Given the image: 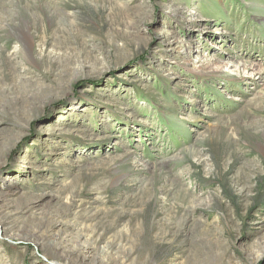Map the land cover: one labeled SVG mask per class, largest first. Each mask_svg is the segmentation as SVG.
I'll return each mask as SVG.
<instances>
[{
    "label": "rangeland",
    "instance_id": "rangeland-1",
    "mask_svg": "<svg viewBox=\"0 0 264 264\" xmlns=\"http://www.w3.org/2000/svg\"><path fill=\"white\" fill-rule=\"evenodd\" d=\"M17 75L0 264H264V0H0Z\"/></svg>",
    "mask_w": 264,
    "mask_h": 264
},
{
    "label": "bare ground",
    "instance_id": "bare-ground-1",
    "mask_svg": "<svg viewBox=\"0 0 264 264\" xmlns=\"http://www.w3.org/2000/svg\"><path fill=\"white\" fill-rule=\"evenodd\" d=\"M87 2V1H86ZM76 15V14H75ZM73 16V15H72ZM74 17V16H73ZM68 18V17H67ZM37 19V18H36ZM38 21V20H35ZM50 30V29H49ZM44 32V31H43ZM32 34V33H31ZM29 33L28 30H18L17 35L15 37V41L17 43V48L19 51V53L22 55V57L24 58V60L37 67L38 66V61H42V60H46L47 62H49V65L56 62L55 59H57L58 57V61L62 60L64 58H67L68 56H66L65 54L61 53V49L57 48V47H53V45L51 47H48L49 49L46 50H38L35 51V49L33 48V40H32V36ZM66 43V42H65ZM42 45V44H41ZM45 45H43L44 47ZM73 47V46H72ZM16 48V49H17ZM52 48V49H51ZM43 62V61H42ZM40 63V62H39ZM76 63V62H75ZM48 66V65H47ZM29 67V66H28ZM31 67V66H30ZM29 67V68H30ZM50 67V66H49ZM66 67V66H65ZM244 67V66H243ZM246 67V66H245ZM63 68V67H62ZM61 68V69H62ZM25 69H27L25 67ZM22 70V69H21ZM25 75L27 74V71H24ZM24 76V75H23ZM29 76V75H28ZM26 76V77H28ZM26 80L25 77H22L19 75H17L14 79H12L8 84H3V86L0 87V105L4 110H12L15 112H19L18 108H16V105L18 103H20L21 105H27V106H32L35 105L34 102H32V98L34 97L35 94H28L27 92L22 94H16V91L20 90V88H17L18 85H23L22 83H24ZM8 82V81H7ZM6 82V83H7ZM1 85V84H0ZM16 88V89H15ZM106 95V94H105ZM146 101V100H145ZM100 102V101H99ZM38 104V103H37ZM100 109V108H99ZM24 124V122H23ZM17 127H21L19 121L16 122L15 124ZM24 127V126H23ZM245 127V126H244ZM173 136V135H172ZM10 194L9 192H4L0 194V201L3 200V198L6 197V195ZM28 209L29 206H27ZM27 208H24L25 210H27ZM44 219H47V216L43 217ZM40 231V232H39ZM51 231V227L49 226H42L40 230H38V233H41L43 236H47L49 234V232ZM120 241V240H119ZM109 248V247H108ZM149 256V255H148ZM147 256V257H148ZM79 262L81 264H84L83 258L80 257ZM151 261V260H150Z\"/></svg>",
    "mask_w": 264,
    "mask_h": 264
}]
</instances>
